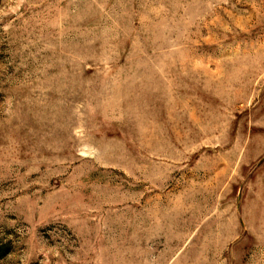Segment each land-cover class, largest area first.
Segmentation results:
<instances>
[{
    "label": "rangeland",
    "instance_id": "1",
    "mask_svg": "<svg viewBox=\"0 0 264 264\" xmlns=\"http://www.w3.org/2000/svg\"><path fill=\"white\" fill-rule=\"evenodd\" d=\"M0 264H264V0H0Z\"/></svg>",
    "mask_w": 264,
    "mask_h": 264
}]
</instances>
